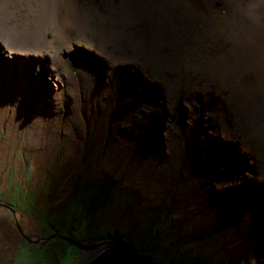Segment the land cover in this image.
Segmentation results:
<instances>
[{"label": "rangeland", "instance_id": "374dc122", "mask_svg": "<svg viewBox=\"0 0 264 264\" xmlns=\"http://www.w3.org/2000/svg\"><path fill=\"white\" fill-rule=\"evenodd\" d=\"M93 1L104 8L107 5V1L104 0ZM218 3L216 7L222 4L221 1ZM233 17L234 14H226L225 33L234 28ZM139 26L141 27L142 24ZM203 34L204 32L200 34V37ZM77 43L83 47L87 45L86 48L89 47L99 56L98 58L95 54L77 50L79 57L91 60L87 62L88 68L90 63L95 64L97 70L93 72V75L97 73L102 77L100 81L102 87L101 82L109 81L107 86L111 91H106V94L101 96L100 100L104 101L101 108L98 102L90 104L86 108L87 112L80 108L82 125L73 127L80 129V132L70 137L64 146L59 145L56 151L46 145L43 139H37L36 142L24 140L26 128L24 120L29 116L19 115L20 118L23 117V127L17 134L0 128V203L8 205L15 211L14 215L10 209L0 205V251L5 253L11 250V247L5 244L10 241L15 243L19 239L20 232L17 228L19 226L30 237L29 244L38 248L42 247L46 251L48 247L51 248L47 256L46 254L45 257L42 256L45 259L47 257L48 264L53 262L54 253L59 258L63 251L65 253L61 259L59 258L60 264H75L82 256L80 250L64 241L60 242L54 233L66 235L68 234L66 232L71 231L76 233L74 236L77 240L89 241L88 237L92 234L102 233L101 220L97 221L95 226L92 221L95 218L99 219L102 213H106L107 221L104 222L109 223L108 229L113 227L121 228L125 232L128 230L136 243L149 238L152 240L151 243L156 242L146 247L149 256L156 255L153 257L155 261L150 259L153 264H158L157 260L170 264H261L264 262L258 255L261 250L264 252V241L255 243V248L261 250L254 257V253L250 250L251 235L248 233H244V236L239 235L236 228L239 226L238 222L236 221L235 227L229 224L232 219H229L226 210L221 207L226 193L224 189L229 186L233 184L236 186L233 189L234 192L247 183L257 182L264 185V178L260 177L261 174L264 175V171L256 169L261 161L256 159L253 162L252 159L256 156L259 145L248 143V136L242 135L240 125L234 121L233 116L224 118L222 115L221 117V110L227 104L225 98L231 89L225 83V75L217 77L214 74L210 81L205 82L207 80L204 70L194 67L195 64H199L198 62L188 66L186 62H183L175 71L167 69L170 73L149 69L146 76H140L142 66L138 62L129 59H112L108 56L109 60L103 62L102 57L106 53H101L97 47H90L86 43ZM72 48L74 47L71 43L67 51L70 52ZM62 53L58 54L59 67H54L58 72L54 79L58 80L55 83L59 88L65 85V79L70 73L77 71V67H74V59L69 55L65 58L66 55L62 56ZM110 65L113 66L108 70ZM120 66L125 67L120 68ZM92 70L93 64L90 72ZM116 70L127 71L121 78V82L117 80L119 76ZM133 70L138 75L135 74L134 81L130 82L129 76L134 74ZM106 73L110 74V80L106 78ZM93 75L91 74V78L95 81ZM172 80L175 85L180 83L181 86L176 94L169 96L164 89V84ZM128 83L139 86L140 91L144 93L131 110L142 111L143 106H147L150 111L157 112V116L156 114L150 116L154 115L155 118L141 125L144 132H140L141 136L135 139L134 143L144 145L142 151H145L149 129L154 128L155 124L159 125V142L163 153L161 159L164 160L171 156L166 143L173 137L174 154L171 160L167 161L169 164L163 165V162L160 165L156 164L163 165L164 168L169 165L170 168L169 176L163 182L162 188L157 191L145 188L142 174L137 172L134 165L136 163L139 166L135 160V155L139 154H136V150H126L128 147L132 149L128 141L124 145L126 151L123 150L121 154L116 153L119 158L124 155V163L119 161L110 165L102 162L104 158L102 153L106 144L107 147L113 146L109 138L112 130H109V127L114 128V124H109L121 119L119 115L116 116L117 111L114 108L126 92ZM152 86L155 88L153 89ZM2 92L7 102L10 98L7 88L3 87ZM111 96H113L112 102ZM244 96L251 99L253 92ZM260 98L261 93L255 92V101L258 102ZM160 107L163 108L162 113L158 112ZM0 108H4L3 113L9 116L10 112L6 110L8 105L5 102L1 103ZM94 108L97 111H94ZM57 112L59 113V110ZM192 112L204 114L196 118ZM125 113L121 111V116ZM54 114V120L62 126L64 123L62 120L65 121V119H62L60 113V117L57 113L54 112ZM63 114L65 117L66 111ZM212 115L216 121L215 127L208 122V116ZM221 118L225 124L221 123ZM167 126L172 130V136H166ZM210 126L212 129H208ZM213 129H218L219 134ZM210 131L213 133L208 135ZM223 131L228 134H237L236 141L230 142L234 145L235 151L223 147L222 144L228 142L221 135ZM202 133H205L210 140L205 152L199 154V150L196 151L198 148L192 149V143H200L198 139L203 138ZM53 136L55 137V133ZM199 147L204 148L202 144ZM218 147L228 152L233 151L231 153L233 156H237L239 152L246 160L245 172L231 171L233 174L220 176L216 175L219 172H216V168L211 169L212 172L204 168L205 154H209L211 150ZM194 151L196 154L193 153ZM141 157L144 156L141 155ZM212 160L219 163L216 156H213ZM148 167L142 171H148ZM231 175L235 176L230 178ZM88 202L91 207H85ZM146 204L147 207H144ZM230 204L231 202L227 206ZM152 211L162 212L160 215L162 220L160 224H157L164 228L165 232L154 229V224L148 230L141 227L140 223L144 221L143 216ZM214 213H218V218L211 216ZM236 214V211L233 212L234 219L240 218L243 214L244 219L241 223L246 224L247 210H243L239 215ZM68 215L70 218L60 219L61 216ZM244 227L246 228L245 225ZM139 228L143 235L140 238L134 231L140 233ZM81 231L85 236H80ZM250 231L251 228H248L251 234ZM257 231L264 233V227L258 226ZM129 233L126 232L127 235ZM45 237H48V240L42 241ZM136 254L144 257L141 252ZM236 254L241 256L240 260L237 259ZM196 255L204 258L192 260V257Z\"/></svg>", "mask_w": 264, "mask_h": 264}, {"label": "bare ground", "instance_id": "6f19581e", "mask_svg": "<svg viewBox=\"0 0 264 264\" xmlns=\"http://www.w3.org/2000/svg\"><path fill=\"white\" fill-rule=\"evenodd\" d=\"M104 1H107L105 8L93 0H0V106L5 102L8 105L6 110L10 112L8 116L3 113L4 108H0V128L17 134L22 130L24 115L29 116L24 120V140L36 142L37 139H43L54 151L59 145L64 146L76 132H80V129L73 128L82 125L80 108L87 112L86 108L94 102H98L100 108L104 105V101L100 100L101 96L106 94V89L100 85L102 77L99 74L94 75L93 81L88 65L77 59L76 63L82 69L73 71L66 77L62 90V87L56 86L55 81L58 80L54 79V76L58 75V72L54 67H59L58 54L69 50L71 43L79 50L92 51L89 47L86 48L87 45L79 46L77 42L86 43L90 47H97L101 53H106L102 54L103 62L109 60L108 58L138 62L142 66L140 76H146L149 69L170 73L167 69L175 71L183 62H186V66L198 62L194 67L204 70L207 80L205 82L210 81L214 74L217 77L225 75V83L231 89L225 98L227 104L221 110V117L233 116L234 121L240 125L242 135L248 136V143L259 145L257 154L252 159L253 162L259 159L261 164L257 165L256 169L264 171V0ZM219 1L222 4L216 7ZM226 14H234V28L227 33L224 20ZM202 32L204 34L200 37ZM40 60L43 62L41 65ZM105 76L110 79L109 73ZM129 81L133 82L134 79L129 77ZM173 82L172 80L164 84L169 96L176 94L181 86L180 83L175 85ZM3 87L7 88L10 97L7 102L4 100ZM251 92V99L244 96ZM255 92L261 93L258 102L255 101ZM143 94L139 86L127 84L126 92L114 108L117 111L116 116L119 115L121 119L109 124H114V128L109 127V130H112L109 138L113 146L107 147L106 144L102 162L124 163V155L119 158L116 153L121 154L128 141L132 149L128 147L126 150H136V154H139L135 155L139 166L131 161L135 163L133 164L137 172L142 174L145 188L157 191L169 176V165L166 168L163 165L169 164L167 161L173 157L174 143L171 137V141L166 143L171 156L161 159L163 153L157 124L149 129L145 151H142L144 145L134 143L135 139L141 136L140 132H144L141 125L155 118L154 115L150 117L151 114L157 116V112L150 111L147 106H143L142 111L131 110ZM110 101H113V96ZM57 110L62 119H65L62 120V126L54 120V112L59 115ZM121 111L126 113L121 116ZM162 111L163 108L160 107L158 112ZM20 114L23 117L20 118ZM192 114L200 118L204 113ZM213 117L208 116V122L215 127L216 121ZM220 121L225 124L222 118ZM213 131L218 133V129ZM213 131L207 132L208 135ZM202 134L203 138L198 139L200 143H192V149L198 148L196 151L199 150V154L205 152L210 140L205 133ZM221 135L228 141L222 144L223 147L235 151L230 142L236 141L237 134L223 131ZM166 136H172L169 126ZM200 144L204 148H200ZM196 151L193 153L196 154ZM140 152L144 157H141ZM232 152L219 147L211 150L203 158L204 168L210 172L216 168V172L219 171L216 175L220 176L233 174L231 171L245 172L246 160L239 152L237 156H233ZM213 156L219 159V163L212 160ZM162 162L164 164L159 166ZM158 163L159 165H156ZM145 167H148V171L144 172L142 170ZM234 176L231 175L230 178ZM260 177L264 178V175L261 174ZM234 188L236 186L233 184L224 189L226 193L221 207L226 210L229 219H232L229 224L235 227L236 221L238 222L239 226L236 228L239 235H251L250 250L255 257L261 250L255 248V243L264 241V233L257 231L258 226L264 227V185L257 182L247 183L233 192ZM144 207H147V204ZM243 210L248 212L246 224L241 223L243 214L236 219L233 215V212L236 211L239 215ZM161 214V211H152L143 218L144 221L154 222L155 215ZM211 216L218 218V213ZM248 228H251V234ZM236 255L240 260L241 256ZM258 255L264 261L262 250ZM195 258L204 257L196 255L192 260Z\"/></svg>", "mask_w": 264, "mask_h": 264}, {"label": "trees", "instance_id": "16d2710c", "mask_svg": "<svg viewBox=\"0 0 264 264\" xmlns=\"http://www.w3.org/2000/svg\"><path fill=\"white\" fill-rule=\"evenodd\" d=\"M85 207H91L90 203L88 202ZM59 214H58V216H59ZM67 217L70 218V216L68 215L66 217L61 216L60 219L64 220ZM99 220H101L100 229H101L102 233L101 234H92L91 237H88V239L99 240V239H104V238H115V239L119 240L133 255H137L136 254L137 252H141L142 255H144V257H141V256L140 257L143 259L145 264H153V263H151L150 259L153 260V257H155L156 255L151 254L149 256L148 250L146 247H148L150 244H155L156 242L151 243L152 240H151V238H149L147 240L144 239L143 242H140V243L137 242L136 243V240H134L135 238L130 236L131 234L129 233L128 230L126 231L129 233L127 235L125 230H123L121 228L119 229V228L111 227L110 229H108L109 223L104 222V221H107L106 213H102L100 215L99 219L95 218L92 221L94 226H95L96 222ZM161 220H162V216L160 217V215H158V216L155 215V221L154 222L153 221H143L140 224H141L142 228H145V227L151 228L152 225L154 224V226H153L154 229H156L158 231L163 230L165 232L164 228L160 227L157 224V223L160 224ZM125 223L126 222H124V224ZM134 231L136 232V234H138L139 238L143 236V235H141L142 233L140 232V228H139L140 233H138L136 230H134ZM154 232L155 231H153V233ZM66 233H68V234H66V235L65 234L63 235L61 233H59V234L64 236V237H69L73 240H77L76 236H74L76 234L75 232L71 233V231H69ZM82 235L85 236L83 231L80 232V236H82ZM57 240H59L60 242L64 241V240H60L59 238ZM78 241H80V240H78ZM64 242H66V241H64ZM67 244L71 245L75 249L77 248L72 243L71 244L67 243ZM0 245H1V243H0ZM5 245H8L9 247H11V250L10 251L7 250L5 253L0 251V264H48L47 263V257H46V259L43 257L47 256L48 252L51 251L50 247H48V250L46 251V249H43L42 247L38 248L35 245H31V244H29V241L28 240L26 241L20 234H19V239L15 243H12V241H10V242H7ZM64 253H65V251L62 252L61 258L63 257ZM56 256H57L56 253H54L52 255V258H53L52 263H54V261L56 260ZM153 261H155V260H153ZM157 262H158V264H170L169 262H167V263L166 262H160L158 260H157ZM52 263H50V264H52Z\"/></svg>", "mask_w": 264, "mask_h": 264}, {"label": "water", "instance_id": "95a60500", "mask_svg": "<svg viewBox=\"0 0 264 264\" xmlns=\"http://www.w3.org/2000/svg\"><path fill=\"white\" fill-rule=\"evenodd\" d=\"M15 211L4 203H0ZM19 228V226H18ZM55 236L57 234H54ZM54 235L52 237H54ZM69 243L74 244L82 253L81 258L75 264H145L138 255H133L130 251L115 238H104L99 240L89 239V241H78L64 237ZM48 238L42 239L43 241ZM41 241V240H40Z\"/></svg>", "mask_w": 264, "mask_h": 264}, {"label": "clouds", "instance_id": "9594fccd", "mask_svg": "<svg viewBox=\"0 0 264 264\" xmlns=\"http://www.w3.org/2000/svg\"><path fill=\"white\" fill-rule=\"evenodd\" d=\"M88 49V48H87ZM77 48L76 47H74V48H72L71 50H70V52H68V51H66L67 53L66 54H64V52L62 53V56L63 55H66V57L65 58H67L68 56L67 55H69L71 58H73L74 59V61H73V63H74V67H77L76 69L77 70H79V69H82L81 68V66L80 65H77V63H76V60L77 59H81V62L83 63V64H87V62H90L91 60H87V59H85L84 57L82 58V57H79L78 56V53H77ZM89 50H90V48H89ZM83 51H86V52H89V53H91L92 55L94 54L93 53V51H87V50H83ZM42 58H44L43 56H41ZM41 64H43V62H42V60H40V64L39 65H41ZM93 64V70L91 71V74L93 75V72L94 71H96L97 69L95 68V64L94 63H90L89 64V68H88V70H89V72H90V68H91V65ZM121 67H125V66H120V68ZM109 69H111V67L109 66L108 67V70ZM116 72H118V76H119V79H117L119 82H121V78L125 75V73H127V71L126 70H116ZM133 73L134 74H132V75H130L129 77H131V78H133V79H135V77H136V72H134V70H133ZM94 75H97V73H95ZM93 75V76H94ZM113 78H117V77H115V76H113ZM110 80V79H109ZM109 83V81L108 82H106V83H102L101 82V84H103V87H104V89H106V91H111V89H109V86H107V84ZM106 84V85H105ZM16 221V220H15Z\"/></svg>", "mask_w": 264, "mask_h": 264}, {"label": "flooded vegetation", "instance_id": "af4514ba", "mask_svg": "<svg viewBox=\"0 0 264 264\" xmlns=\"http://www.w3.org/2000/svg\"><path fill=\"white\" fill-rule=\"evenodd\" d=\"M94 111H97V109L96 108H94ZM18 226V225H17ZM18 228V227H17ZM18 231L20 232V235L27 241H31L29 238V236L28 235H26L22 230H21V228L19 227L18 228ZM54 234H57L56 235V237H57V239L59 238L60 240H64V241H66L67 243H69L65 238H64V236H62V235H60L58 232L57 233H54ZM45 238H48V237H45ZM69 238V237H68ZM48 240V239H47ZM43 241V240H42ZM71 244V243H70ZM59 258L61 259V254H60V256H59ZM59 258H58V256H56V260L54 261V263H52V264H60V261H59Z\"/></svg>", "mask_w": 264, "mask_h": 264}]
</instances>
